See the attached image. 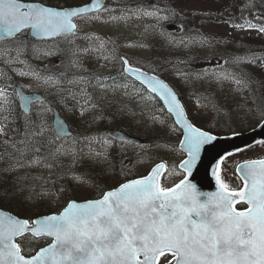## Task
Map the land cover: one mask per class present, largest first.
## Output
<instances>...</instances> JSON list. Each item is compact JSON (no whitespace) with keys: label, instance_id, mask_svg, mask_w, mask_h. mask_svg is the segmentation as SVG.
Instances as JSON below:
<instances>
[{"label":"snow or ice","instance_id":"snow-or-ice-1","mask_svg":"<svg viewBox=\"0 0 264 264\" xmlns=\"http://www.w3.org/2000/svg\"><path fill=\"white\" fill-rule=\"evenodd\" d=\"M253 7H256L253 0H247L241 9L243 23H236L232 17L223 22L233 28L264 33V25L257 26L243 17V12ZM111 11L114 10L106 7L105 0L65 5L46 0H0V66L11 73L0 79L3 85L0 136L5 137L0 141L3 148L0 208L17 197L24 202L34 199V186L28 181L40 177L32 175L33 169L63 170L59 158L68 157H71L69 171L81 161L107 162L114 144L118 142L123 148L132 143L125 136H73L65 120L59 118L54 129L51 128L47 115L53 111V102L39 95H25L23 86L13 80V74L34 81L37 89L43 88L55 97V104L67 111L78 108L81 116L97 107L93 99L96 90L103 95L105 90L122 89L125 96L138 101L141 114H146L154 125L166 126L171 118L172 129L178 127L183 133L180 147L187 153V159L179 168L185 178L172 187L162 186L161 176L167 166L160 162L148 175L120 183L104 191L100 198L84 202L70 200L59 213L21 217L0 210V264H264V159L246 160L238 165L236 170L243 183L232 188L222 178L221 171L224 161L233 153H216L212 156L211 175L218 190L200 191L194 182V172L198 170L202 152L211 153L219 137L190 121L178 92L160 78L157 69L146 71L121 56L119 75L129 82L119 84L115 83V77H102L82 66L79 58L90 53H100L104 60L112 58L103 54V41L98 46L92 43L98 37L80 36V21L95 22L102 13ZM177 15L166 7H137L110 19L148 17L157 21L153 27L160 28L161 21ZM256 18L264 19V16ZM165 34L160 32L162 36ZM77 39L88 40V46H73ZM59 41L68 47L61 49ZM49 42L50 46H41ZM170 43L189 47L192 43L203 45L209 41L189 36L172 37ZM54 55L69 57L68 71L42 74L29 63V58ZM258 61H264V55L252 52L247 57L225 59L222 64L218 61L219 71L205 69L195 76L231 80L241 94L251 91L253 104L248 112L256 119V126L264 130V94H257L258 88L264 87V63ZM229 63H246L259 69L261 78L257 80L254 74L243 70L237 74L224 66ZM176 75L187 77L191 73L177 71ZM109 79L113 84L105 83ZM14 97L23 101L22 112H17ZM157 100L162 102L161 107L154 103ZM33 105L39 107L33 110ZM126 113L136 114L124 105L119 114ZM100 118L94 117L93 122ZM10 131L15 134L9 135ZM233 134H236L234 130ZM6 177H12L10 184ZM25 192L29 195L24 196ZM238 204L243 210L237 209Z\"/></svg>","mask_w":264,"mask_h":264},{"label":"rangeland","instance_id":"rangeland-1","mask_svg":"<svg viewBox=\"0 0 264 264\" xmlns=\"http://www.w3.org/2000/svg\"><path fill=\"white\" fill-rule=\"evenodd\" d=\"M256 1L253 0V3L256 4ZM46 2L56 4L57 0H46ZM63 2L80 4L86 0H63ZM246 2L247 0H109L106 7L114 11L102 13L101 19L95 22L80 21L82 29L80 36L87 34L94 38L98 37L99 39H94L92 43L98 46L100 41H103L105 44L103 54L112 58L104 60L100 53H90L87 57L79 59L82 60L83 68L102 77L114 74L120 69L119 57L121 56L131 58L138 66L156 68L178 90L189 116L198 125L204 128L209 127L214 123L215 118L226 115L227 119L232 121L235 132L245 134L254 129L257 124L256 119L248 112V108L253 104L251 91L245 90L241 94L237 92V85L231 80L216 81L210 76L197 79L195 73L205 69L219 71L218 61L222 64L225 59L231 61L233 57H247L246 51L252 47H255L257 52L262 51L261 55H264V33L233 28L230 24L223 22L224 19L232 17L236 23H243L240 19L241 9ZM155 6L166 7L177 12L178 15L172 18L179 19L180 22L178 20L176 24H173L171 18L168 21H161V27L155 28L153 25H156L157 21L148 17L131 16L127 20L110 19L112 16H120L127 9L135 10L137 7L151 9ZM261 11L262 13L258 14L250 9L246 16L256 25L261 26L264 25V19L256 18L264 16V7ZM171 25L173 28L166 33L165 29ZM162 31L166 33L163 36L160 35ZM189 36L197 40L206 38L209 43L203 45L192 43L189 47L170 43L172 37L179 39ZM88 44V40L77 39L73 46L83 48ZM41 45L48 47L50 43ZM36 62L41 66L42 69L39 70L42 74L65 72L64 66L69 64L60 55L41 57L36 59ZM257 63H264V61ZM224 66L237 74L239 73L237 70H243L249 75L254 74L258 80L261 78L259 69L246 63H229ZM12 67L23 66L13 65ZM177 71L188 72L191 75L181 77L176 75ZM15 77L19 79L27 92L41 93L46 100L53 102V111L47 115L48 125L51 128H53L54 110L58 109L69 122L73 136H98V134L102 136V132L112 129L106 113L112 102L113 109L118 114L124 105L136 113L135 115L119 114L123 126V129L119 130L135 137L134 133H136L139 139L143 138L142 144H127L123 148L118 143L114 144L110 149V158L107 162L81 161L69 171L71 157H68L59 158L64 166L63 170L59 167H53L51 170L46 168L31 170L33 176L40 177L36 184H30L34 186V199L30 202L22 201L21 197L15 199L17 208L29 211L27 215H24L34 217L37 213L60 211L71 199L82 201L97 198L101 191L99 188L105 187L110 190L123 183L126 177L143 176L160 161L168 165V172L163 180L164 187L174 186L185 178L184 173L178 167L184 158V154L178 149L182 139L181 132L177 128L172 129L170 119L166 126L154 125L146 114H141L138 101L125 96L122 89L114 92L110 89L105 90L103 95L99 89L96 90V93H93V99L97 107L81 116L78 108L70 112L63 106L55 104V97L45 93L43 88L37 89L35 82L29 78ZM185 80L188 82L186 83ZM258 91L264 92V87H259ZM243 105L248 107H242ZM71 106L69 102V107ZM37 107L39 106L34 105L33 110ZM94 117L101 118L93 122ZM243 122L248 124L249 129L246 132L241 127ZM16 126L14 125L13 128ZM13 133L10 131L9 135ZM4 138L0 136V141ZM146 138L148 140H145ZM141 145L144 147L141 148ZM2 150L0 146V151ZM261 158H264V144L262 143L230 156L222 166V178L232 188L241 187L242 181L236 173L237 166L246 160ZM94 173H96L95 178L98 177L100 182L97 179L89 181L90 178L87 175L94 177ZM6 179L10 184L12 177H6ZM27 195L29 193L25 192L24 196ZM40 206H42L41 211L31 213L32 209ZM16 210L20 215L22 214L18 209Z\"/></svg>","mask_w":264,"mask_h":264},{"label":"trees","instance_id":"trees-1","mask_svg":"<svg viewBox=\"0 0 264 264\" xmlns=\"http://www.w3.org/2000/svg\"><path fill=\"white\" fill-rule=\"evenodd\" d=\"M56 4L65 5L66 3L63 2V0H61V1L60 0H57ZM262 7H264V0H257L256 1V7H253L251 9L255 10L256 13L260 14V13H262V11H261ZM249 12H250V10L244 11L243 12V17L246 18V19H248L246 15ZM240 19H241V17H240ZM241 20H242V22H244L243 19H241ZM252 22L254 23V21H252ZM174 23L176 24L175 21H174ZM257 26H259V25H257ZM165 32L167 33V32H169V30L168 29H165ZM58 43H59V47L61 49H64V48L68 47V45H65L63 43V41H59ZM42 47H45V46H42ZM247 51H249V52H247ZM247 51H246V53H247L248 56L252 52H255L258 55H261L262 54V51L259 50V52H257L258 50H256L255 47H252L251 49H249ZM60 56L62 57V59L64 61L69 62V57L67 55H60ZM29 63H30V65L32 67H34V68H36L38 70L39 69H42L41 66L38 65V62H36V59L29 58ZM64 67H65V71H68V65H65ZM145 68L148 69L149 71L151 70V68H148L147 66H145ZM237 71H240V70H237ZM158 73H159V75H162L163 77H165L160 71H158ZM8 74H11L10 71H6L3 66H0V79L6 78V76ZM69 74H71V73H69ZM2 86L3 85L0 84V87H2ZM263 93H264L263 91H257V94L258 95L263 94ZM14 99H15V106H16L17 112H21L20 107H19V104H18V101H17V97H14ZM110 105H111V107L107 108L108 110L106 111V113L108 114V117H109V121L111 122L110 123L111 124L110 127L112 129H123L121 117L115 111V109H113L112 102L110 103ZM157 106H160L161 107L162 105H161V103L157 102ZM18 126L19 125L17 124L16 127H18ZM241 127L243 128V131L244 132L248 131V129H249L248 128V124L247 123H244V122L241 123ZM205 129L211 130L216 135H230V134H233V130L235 131L232 121L228 120L226 115L219 116V117L215 118L214 123L212 125H210L209 127H206ZM14 134L15 133H13V135ZM101 134H102V136H106L107 135V131H104ZM134 135H136V137H138V135L136 133H134ZM98 136H101V135L98 134ZM140 140L143 141V138L140 139ZM145 140H148V138H146ZM120 173L123 174L122 171H120ZM95 175H96V173H94V177L93 176H90V175H87V177L90 178L89 181L97 179L98 182H100L101 180L98 179V177L95 178ZM129 179H130L129 177H126V179H123V181H125V180L127 181ZM28 183L33 185V184H36L37 183V180H29ZM99 189L101 190V191H99L100 192L99 195H101L106 188L105 187H101ZM3 208L8 209V210H12V212L20 215V213H18L17 210H16V209H18L19 212L22 213L20 215L21 217H28L26 215L29 213V211H27V210H21L20 208H17V206L15 204V200H11V201L6 202L5 205L3 206ZM238 208L239 209H242V206L239 205ZM41 209H42V206L36 207V208L32 209L31 213L34 212V211H41ZM48 213H52V212L37 213V214H34V217L37 216V215H43V214H48ZM24 214H26V215H24Z\"/></svg>","mask_w":264,"mask_h":264},{"label":"water","instance_id":"water-1","mask_svg":"<svg viewBox=\"0 0 264 264\" xmlns=\"http://www.w3.org/2000/svg\"><path fill=\"white\" fill-rule=\"evenodd\" d=\"M107 2H108V0H105L106 4H107ZM14 81H18V80L15 79ZM18 83H19V81H18ZM23 91H24L25 95H39L40 97L43 98V96L39 93H27V92H25L24 89H23ZM19 101H20V105L22 108L23 101L20 98H19ZM22 110H23V108H22ZM58 118L64 119V117L61 115L60 111L56 110L55 116H54V121H53L54 127H55V121ZM65 123H66V127L71 131L70 126L66 120H65ZM71 133H72V131H71ZM109 136H112V137L125 136L128 140H130L132 142L138 141V140L130 137L129 135H127L126 133L121 132V131H111L109 133ZM218 137L219 138L215 142V146L212 148L211 153H203L202 152L201 161L198 164V170H196L194 172V176H195L194 182L197 184L198 188L202 192H215L218 190V186L216 184V181H215L214 177L211 175V167L213 166V163H214L212 156L216 153H222V154H226L228 152L236 153V152L242 151L244 149H247L251 146H254V145L258 144V141H264V130H261L259 127H256L255 129H253V130H251L245 134L232 135V136H227V137L226 136L225 137L224 136H218ZM180 149L183 152H185L181 147H180ZM237 173L240 176V173L239 172H237ZM162 176H161V178H162ZM0 210H4V209L0 208Z\"/></svg>","mask_w":264,"mask_h":264},{"label":"bare ground","instance_id":"bare-ground-1","mask_svg":"<svg viewBox=\"0 0 264 264\" xmlns=\"http://www.w3.org/2000/svg\"><path fill=\"white\" fill-rule=\"evenodd\" d=\"M94 93H96V92H94ZM73 128H74V126H73ZM109 130H112V129H109ZM117 130V129H116Z\"/></svg>","mask_w":264,"mask_h":264}]
</instances>
